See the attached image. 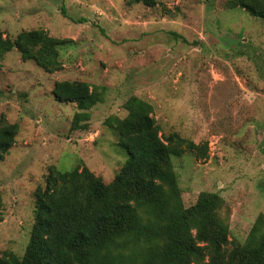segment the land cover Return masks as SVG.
<instances>
[{"label":"rangeland","instance_id":"1","mask_svg":"<svg viewBox=\"0 0 264 264\" xmlns=\"http://www.w3.org/2000/svg\"><path fill=\"white\" fill-rule=\"evenodd\" d=\"M230 0H0V31L14 40L42 30L68 41L62 68L49 74L13 50L0 71V120L19 126L0 162V256L22 258L35 223V192L51 166L88 167L110 183L127 154L105 122L125 118L132 96L154 108L165 139L201 148L173 157L184 206L203 192L224 201L230 240L244 243L264 215V24ZM100 87L88 121L75 104L57 103V82ZM88 124L87 130L75 129Z\"/></svg>","mask_w":264,"mask_h":264},{"label":"trees","instance_id":"2","mask_svg":"<svg viewBox=\"0 0 264 264\" xmlns=\"http://www.w3.org/2000/svg\"><path fill=\"white\" fill-rule=\"evenodd\" d=\"M159 0H130L155 8ZM264 24V0H230ZM68 41L42 30L25 31L14 40L0 31V71L4 56L16 50L49 74L61 70L60 49ZM100 87L86 82H57V103L75 104V119L88 121L103 101ZM125 118L105 125L117 138L127 160L106 183L88 167L63 171L51 166L45 186L35 192V223L22 258L0 256V264H264V215L254 223L244 243L231 241L220 217L224 201L203 192L195 205L184 206L173 157L198 152L200 145L173 133L165 139L149 102L132 96L124 104ZM88 124L75 129L87 130ZM19 126L0 120V162L16 144Z\"/></svg>","mask_w":264,"mask_h":264}]
</instances>
